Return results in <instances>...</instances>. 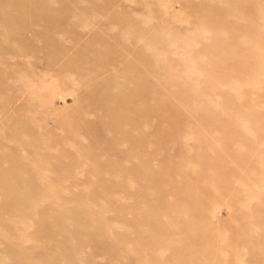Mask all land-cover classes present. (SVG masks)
I'll list each match as a JSON object with an SVG mask.
<instances>
[{"label": "rangeland", "instance_id": "1", "mask_svg": "<svg viewBox=\"0 0 264 264\" xmlns=\"http://www.w3.org/2000/svg\"><path fill=\"white\" fill-rule=\"evenodd\" d=\"M69 1L0 0V264H264V0Z\"/></svg>", "mask_w": 264, "mask_h": 264}, {"label": "bare ground", "instance_id": "2", "mask_svg": "<svg viewBox=\"0 0 264 264\" xmlns=\"http://www.w3.org/2000/svg\"><path fill=\"white\" fill-rule=\"evenodd\" d=\"M29 1V0H28ZM66 1H69V0H66ZM102 1V0H101ZM109 1V0H108ZM111 1V0H110ZM109 1V2H110ZM113 1V0H112ZM62 2V1H61ZM63 2H65V1H63ZM70 2V1H69ZM69 2H67V3H69ZM109 2H108V4H109ZM41 3V2H40ZM67 3H65L66 5H68ZM105 3V2H104ZM191 3H192V1H191ZM194 3V2H193ZM64 5V4H63ZM192 5V4H191ZM104 6V5H103ZM61 7H63V6H61ZM64 7H66L65 5H64ZM109 7V6H108ZM217 8V7H216ZM100 9V8H99ZM201 9V8H200ZM64 10H66L65 8H64ZM103 11H104V9H102ZM106 10V9H105ZM203 11V10H202ZM227 11V10H226ZM65 12V11H64ZM3 13H6V12H3ZM11 13V12H10ZM144 13V12H143ZM192 13V12H191ZM9 14V13H8ZM59 14H61V13H59ZM116 14V13H115ZM194 14H195V12H194ZM221 14V13H220ZM2 15H4V14H2ZM60 16H62V15H60ZM206 16V15H205ZM4 17V16H3ZM62 17H64V16H62ZM107 17H109L108 15H107ZM164 17V16H163ZM63 19V18H62ZM59 20H61L60 18H59ZM208 20V19H207ZM197 21H198V19H197ZM4 22H5V20H4ZM206 22V21H205ZM213 22V21H212ZM211 22V23H212ZM214 22H215V19H214ZM220 22V21H219ZM9 23V22H8ZM12 23V22H11ZM74 23V22H73ZM141 23V22H140ZM209 23V22H208ZM210 23V24H211ZM156 23H154V26H156L155 25ZM159 25H160V23H158ZM214 24V23H213ZM133 25V24H132ZM163 25V24H162ZM165 25V24H164ZM10 26H12V25H10L9 24V26L8 27H10ZM203 26V25H202ZM49 27V26H48ZM156 27H158V26H156ZM169 27V26H168ZM215 27V26H214ZM134 28V27H133ZM138 28V27H137ZM136 28V29H137ZM203 28H204V26H203ZM211 28V27H210ZM3 29V28H2ZM12 29V28H11ZM135 29V28H134ZM140 29H142V28H140ZM163 29V28H162ZM165 29H166V27H165ZM205 29V28H204ZM217 29V28H216ZM7 30V29H6ZM164 30V29H163ZM213 31H214V28L212 29ZM219 30V29H218ZM43 31V30H42ZM138 31H139V28H138ZM46 32V31H45ZM219 32V31H218ZM6 33H8V31L6 32ZM132 33V32H131ZM139 34V33H138ZM146 34H149V33H147V31H146ZM151 34V33H150ZM135 35H137V34H135ZM147 37V36H146ZM212 37V36H211ZM131 38V37H130ZM136 38H138V37H136ZM139 38H140V36H139ZM218 38V37H217ZM133 39V38H132ZM147 39V38H146ZM157 40V39H156ZM214 40H215V38H214ZM109 41V40H108ZM114 41V40H113ZM142 41V40H141ZM147 41H148V39H147ZM150 41V40H149ZM148 41V42H149ZM154 41V40H153ZM218 41V40H217ZM217 41H215V42H217ZM136 42V41H135ZM235 42V41H234ZM116 43V42H115ZM131 43V42H130ZM145 43H147V42H145ZM156 44H157V42H155ZM114 44V43H113ZM151 44H152V42H151ZM162 44H163V42H162ZM236 44V43H235ZM238 44V43H237ZM158 45V44H157ZM159 45H161V44H159ZM212 45H213V43H212ZM115 46V45H114ZM116 46H118V45H116ZM132 46H133V44H132ZM131 46V47H132ZM134 47V46H133ZM159 47V46H158ZM212 47V46H211ZM24 48H26V47H24ZM136 48H138V47H136ZM145 48V47H144ZM204 48V47H203ZM3 49V48H2ZM133 49V48H132ZM205 49H207V50H209V48H205ZM228 49V48H227ZM261 50H262V48H260ZM106 50V49H105ZM115 50V49H114ZM113 50V51H114ZM145 50V49H144ZM143 50V51H144ZM207 50H206V52H207ZM100 51V50H99ZM126 51V50H125ZM139 51V53H140V51L141 50H138ZM142 51V52H143ZM210 51V50H209ZM215 51V50H214ZM231 51V50H230ZM259 51V50H258ZM257 51V52H258ZM118 52V51H117ZM117 52H115V53H117ZM127 52V51H126ZM128 52H130V51H128ZM135 52V51H134ZM205 52V51H204ZM255 52V51H254ZM256 52V53H257ZM2 53H4V51L2 52ZM20 53V52H19ZM136 53V52H135ZM208 53V52H207ZM211 53V52H210ZM214 53V52H213ZM235 53V52H234ZM4 54H6V53H4ZM112 54H114V52L112 53ZM215 54V53H214ZM219 54V53H218ZM224 54V53H223ZM117 55V54H116ZM119 55V54H118ZM233 55V54H232ZM235 55V54H234ZM239 55V54H238ZM256 55V54H255ZM259 55V54H258ZM112 56V55H111ZM135 56L137 57L138 55H136L135 54ZM226 56V55H225ZM240 56V55H239ZM239 56H238V58H239ZM260 56V55H259ZM124 57V56H123ZM145 57V56H144ZM144 57H142L143 59H144ZM227 57V56H226ZM229 57H231L230 56V54H229ZM241 57V56H240ZM264 57V56H263ZM115 58V57H114ZM138 58V57H137ZM108 59V58H107ZM110 59V58H109ZM113 59V58H112ZM111 59V60H112ZM118 59H119V57H118ZM122 59V58H121ZM142 59V60H143ZM225 59V58H224ZM241 59V58H240ZM239 59V60H240ZM250 59H251V57H250ZM259 59H261L260 57H259ZM258 59V60H259ZM263 59V58H262ZM261 59V60H262ZM116 60V59H115ZM213 60V59H212ZM223 60V59H222ZM114 61V60H113ZM120 61V60H119ZM124 61V60H123ZM127 61V60H126ZM139 61V60H138ZM169 61V60H168ZM214 61V60H213ZM8 62V61H7ZM104 62V61H103ZM215 62V61H214ZM228 62V61H227ZM6 63V62H5ZM101 63V62H100ZM106 63V62H105ZM208 63V62H207ZM222 63V62H221ZM242 63V62H241ZM56 64V63H55ZM103 64V63H102ZM107 64V63H106ZM139 64V63H138ZM137 64V65H138ZM223 64V63H222ZM230 64V63H229ZM252 64V63H251ZM253 64H255V63H253ZM257 64H259V63H257ZM28 65V64H27ZM57 65V64H56ZM224 65V64H223ZM227 65V64H226ZM235 65V64H234ZM240 65V64H239ZM244 65V64H243ZM248 65H250L249 63H248ZM262 65V64H261ZM251 66V65H250ZM103 67H105V65L103 66ZM206 67V66H205ZM231 67V66H230ZM229 66H228V68H230ZM239 67V66H238ZM257 67V66H256ZM53 68V67H52ZM58 68V67H57ZM224 68V67H223ZM227 68H224V70H226ZM239 69V68H238ZM236 70V69H235ZM246 70V69H245ZM17 71V70H16ZM19 72V71H18ZM226 72V71H225ZM228 72V71H227ZM237 73V72H236ZM236 73H234V74H236ZM138 74V73H137ZM223 74H225V73H223ZM227 74V73H226ZM238 74V73H237ZM228 75V74H227ZM233 75V74H232ZM231 76V75H230ZM238 76V75H237ZM240 76V75H239ZM0 77H1V75H0ZM225 77V76H224ZM229 77V76H228ZM241 77V76H240ZM226 78V77H225ZM230 79V78H229ZM243 79H245V78H243ZM5 80V79H4ZM3 80V81H4ZM234 80H236V78L234 79ZM83 81V80H82ZM226 81H227V79H226ZM246 82V81H245ZM209 84V83H208ZM248 84H250V83H248ZM84 85V84H83ZM86 85V84H85ZM236 86V85H235ZM91 89V88H90ZM100 89V88H99ZM213 89V88H212ZM246 89V90H245ZM91 90H93V88L91 89ZM244 90L245 91H247V88H244ZM87 91H89V89L87 90ZM121 93V92H120ZM143 95H144V93H143ZM91 96V95H90ZM86 97V96H85ZM89 98V97H88ZM91 98V97H90ZM89 98V99H90ZM91 99H93L94 100V98H91ZM125 99V98H124ZM120 100V99H119ZM78 101H80V100H78ZM92 101V100H91ZM80 103V102H79ZM82 103H86V102H82ZM154 104V103H153ZM153 104H151V105H153ZM162 104V103H161ZM159 106V105H158ZM162 106V105H161ZM87 108V107H86ZM154 109V108H153ZM158 109V108H157ZM231 109V108H230ZM161 110V109H160ZM159 115V114H158ZM6 117H7V115H5ZM90 119V118H89ZM76 120V119H75ZM15 122V121H14ZM119 122H120V120H119ZM17 123V122H16ZM187 124V123H186ZM78 125V124H77ZM90 125V124H89ZM13 126H15V125H13ZM69 126V125H68ZM79 126V125H78ZM19 126H17V128H18ZM82 127H83V125H82ZM14 128V127H13ZM17 128H15V130H17ZM98 128V127H97ZM21 129V128H20ZM96 130V129H95ZM73 131V130H72ZM88 131V130H87ZM97 131V130H96ZM17 132H18V130H17ZM18 135H19V133H18ZM91 135V134H90ZM9 140V139H8ZM119 140V139H118ZM227 140V139H226ZM117 141V140H116ZM12 143V142H11ZM30 144V143H29ZM118 145V144H117ZM113 150V149H112ZM28 152H30V151H28ZM30 163V162H29ZM52 165V164H51ZM30 167V166H29ZM113 168V167H112ZM25 170V169H24ZM27 171V170H26ZM16 172V171H15ZM246 172V171H245ZM28 173V172H27ZM24 174H25V172H24ZM30 174V173H29ZM54 174H56V173H54ZM98 174V173H97ZM233 175V174H232ZM100 179V178H99ZM104 182L106 181L105 179L103 180ZM88 182V181H87ZM107 182V181H106ZM117 182V181H116ZM29 184V183H28ZM21 186V185H20ZM22 187V186H21ZM27 188H28V186H27ZM35 188V187H34ZM33 188V189H34ZM32 189V190H33ZM18 191V190H17ZM49 191V190H48ZM50 192H51V190H50ZM19 193V192H18ZM32 193V192H31ZM54 193V192H53ZM220 193V192H219ZM19 195H21V194H19ZM32 195V194H31ZM31 195H28V196H31ZM53 195V194H52ZM16 196V195H15ZM23 196V195H22ZM27 196V195H26ZM28 196H27V198H28ZM17 197V196H16ZM24 197V196H23ZM22 197V198H23ZM18 198H20V197H18ZM22 198H20V200L22 199ZM72 198V197H71ZM245 199V198H244ZM14 201L16 202L17 200H15L14 199ZM19 201V200H18ZM83 201V200H82ZM87 202V201H86ZM110 208H111V206H110ZM239 209V208H238ZM263 210V209H262ZM260 212H262V211H260ZM50 213V212H49ZM197 213V212H196ZM25 215V214H24ZM17 217V216H16ZM19 217V216H18ZM78 217V216H77ZM14 218V217H13ZM43 218V217H42ZM66 220V219H65ZM15 221V220H14ZM51 226V225H50ZM38 228V227H37ZM44 229V228H43ZM47 229H48V227H47ZM38 230V229H37ZM40 230V229H39ZM44 231V230H43ZM50 231V230H49ZM62 231V230H61ZM38 233H40V232H38ZM42 233V232H41ZM38 235V234H37ZM35 236V235H34ZM37 241V240H36ZM5 247V246H4ZM37 264H38V262H37Z\"/></svg>", "mask_w": 264, "mask_h": 264}]
</instances>
